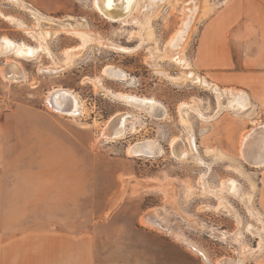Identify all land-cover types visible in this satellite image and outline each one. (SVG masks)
Returning <instances> with one entry per match:
<instances>
[{
	"label": "rangeland",
	"instance_id": "1",
	"mask_svg": "<svg viewBox=\"0 0 264 264\" xmlns=\"http://www.w3.org/2000/svg\"><path fill=\"white\" fill-rule=\"evenodd\" d=\"M91 1L23 0L32 9H37L40 15L58 20L69 16L84 19L81 22L92 30L123 47L131 48L139 43L140 38L134 34L138 30L135 24L122 25L120 22L108 21L91 7ZM210 1L214 3L213 11L207 17L201 15L193 27L184 55L202 75L206 74L210 80L218 81L220 86L253 92L255 99L252 101L256 104L260 93L242 82V78L251 77L249 73L264 70V50L256 48L260 41L263 40L262 45L264 44V18L260 19L261 22L259 19L243 21L236 12L238 0H227L224 4L220 3L221 0ZM181 13L179 4L166 5L150 21L154 41L151 38L134 51H115L88 45L69 69L58 71L57 77H51L49 68L53 60L50 55L63 59L66 49L76 47L80 40L63 32L58 33L55 30L59 29L58 25L45 21L38 23L27 9L13 2L0 0V36H7L29 47L37 45L33 37L15 22L8 20L11 16L27 27L35 28L39 25L41 30L49 32L46 50L40 51L38 57L20 59L27 71L26 81L9 83L0 78V108L12 113L9 121L37 125L36 130L21 132L27 136L29 133L36 134L38 170H44L52 189H6L9 191L6 201L15 199L16 202L28 203L32 198L31 202L36 205L35 217L61 218L74 229L83 222L87 227L97 221L100 224L102 250H160V260H173L179 256L175 259L195 258L197 264H206L199 255L175 240L173 235L179 233L204 252L209 258L208 264H217L219 259L229 261V264H264V246L259 254L246 255L241 262L237 251L239 246L232 239L233 232H238L249 247L258 246V238L247 232V227L252 225L251 228H257L260 225L250 215L244 203L237 196L226 194L224 198L231 205L232 213L228 214L220 207L215 209L218 199L209 194L201 195L198 183L200 175L205 173L208 187L217 189L222 179L224 181L230 177L237 180L246 192H250L248 180L239 175L234 167L236 168V162H240L238 143L241 134L255 124L264 123L263 105L257 103L260 107L257 105L259 109L256 108L258 114L252 118L254 122L235 117L229 111L210 121L200 120L197 115L190 114L195 142L200 155L209 162V168L194 162L177 161L170 154L169 142L172 137L186 136L179 122V104L199 100L206 115L211 114L215 108L214 95L210 91L188 82L177 83L164 78L154 73L146 63L149 52L159 53L164 48L179 25ZM223 15L228 18V25L219 51L229 55L230 65L214 68L213 74L206 73V70L199 69L194 64L199 66V59L206 62L209 39L206 45L203 40L200 46L205 28L210 21ZM251 45L253 48L248 51L247 48ZM8 58L18 59L13 54ZM4 60L5 57H0V64ZM159 63L170 75H176L179 70L168 59H159ZM108 64L124 69L133 83H129L128 79L108 78L102 73V69ZM94 77H100L104 86L114 92L154 98L165 105L167 115L163 116L164 119L160 115H156L158 119L153 118L144 111L134 110L119 100L112 99L108 94L96 90L86 79ZM58 85L70 87L81 96L85 104L83 114L75 118L48 109L46 94ZM118 111H134L145 119L134 130L130 129L131 132L128 130L124 138L113 142L100 139L97 142L101 125ZM142 137L158 139L164 147L163 154L141 158L127 155V146ZM26 144H23L21 153L29 154L30 146ZM205 148L219 150L231 158L215 159V156L205 154ZM30 152L32 153V148ZM44 154L61 161H40V156ZM242 167L248 174L255 173L257 191L253 206L264 214V164L250 166L242 162ZM150 210H156L174 234L142 226L140 217ZM191 217L198 223H203V228L193 224L194 219L191 220ZM209 230L217 232L218 235L214 233L216 236H224L225 242L212 237Z\"/></svg>",
	"mask_w": 264,
	"mask_h": 264
},
{
	"label": "bare ground",
	"instance_id": "2",
	"mask_svg": "<svg viewBox=\"0 0 264 264\" xmlns=\"http://www.w3.org/2000/svg\"><path fill=\"white\" fill-rule=\"evenodd\" d=\"M7 1L13 2V4L15 3L23 9L30 11L37 19L38 23L45 21L58 25L59 29H55L58 33L63 32L80 40L79 45L76 47L74 46L73 48L70 47L66 49L63 59H57L53 55H50L53 60L49 68L51 77H57L59 75L58 71L64 72L65 69H69L82 50L91 44L99 46L100 48L113 49L115 51L136 50L141 47L145 41L152 38L153 31L150 27V21L158 15L159 11L161 12L162 8L166 5L179 4L182 13L178 27L171 34L164 48L160 50L159 53L152 50V53L149 52L146 63L154 73L160 74V76L164 78L177 83L188 82L193 86H198L204 90L210 91L214 95L215 108L211 114L206 115L199 105V100L194 99L193 102L183 101L179 104V122L186 132V136L184 138L172 137L169 142L171 157L177 161L194 162L202 166L205 165L208 168L210 167V164H208L209 162L205 161L199 153L193 135V125L189 119L190 114L197 115L200 120L210 121L216 119L223 112L229 111L235 117L247 119L252 122H254L252 118L258 114V111L256 110L258 106L252 101L250 94L246 90L232 86H220L217 82L210 80L206 75H202L184 55L183 51L193 27L196 26L201 15L206 16L213 9L214 3L210 0H92L91 7L108 21L120 22L122 25H129L132 23L138 27V30L134 32V34L136 33L140 38V41L137 45L131 48L123 47L92 30L89 26L81 22L84 21V19H76L75 17L69 16L68 18L58 20L56 18L48 17L47 15V17L42 14L40 15L37 9H32L33 7L31 8L29 6L30 4H26L23 0ZM222 2L223 1L220 3ZM8 20L15 22L16 25L20 26L21 29L33 37L37 42V45L33 48L34 45L29 47L19 41H13L7 36H0V57L6 58V60L2 61V65H0V74L6 80L11 82L26 81V73L20 63V59L22 60L29 56H31V58L38 57L40 51L43 52V50H46V37L49 32L44 29L41 30L39 25L35 28L27 27L12 16L9 17ZM11 54L15 55L18 59L8 58ZM159 59H168L170 62L176 64L179 69L176 75H170L166 70H163L162 65L159 63ZM102 73L111 79H128L129 83H133V81H131L132 78L124 71V69L116 65H106L102 69ZM86 79L94 85L96 90L108 94L112 99L119 100L122 104L131 107L134 110L144 111L147 114L152 115L153 118L157 117L156 115L163 117L167 113L165 105L152 97L138 96L125 92H114L104 86L100 77ZM45 103L49 110L75 118L77 115L81 113L83 114L85 111L84 100L81 96L72 88L63 87L61 85L54 87L48 92V94H46ZM143 119H145L143 116L138 115L134 111H118L111 115L109 119L101 125L96 141L98 142L101 139L105 142H113L117 139L124 138L128 130L130 132L131 130H134L143 122ZM126 152L127 155L134 157H154L161 156L164 152V147L158 139L142 137L130 143L126 148ZM204 152L206 155L215 156V159H219L217 157L224 159L229 158L225 153L219 150L216 151L213 148H205ZM238 154L240 162H236V168L234 167V169L239 175L248 180L251 188L250 192H246L237 180L230 177L224 181L222 179V183L217 189H211L208 187L205 181V173L200 175L198 183L200 185L201 195L209 194L218 199L219 203L215 209L220 207L227 211L228 214H231L233 209L228 201L225 200L224 195L237 196L236 198H239L240 201L244 203L250 215L254 217L255 221L260 225L259 227L256 226L257 228H254V226L251 228L252 225L247 227V232L249 231L258 238V246L256 248L249 247L247 243L245 244L243 238H241V233L233 232L232 234L234 235L232 237L233 241L239 246L237 250L239 258L240 260H244L243 258L246 255H251L253 253L259 254V251H261L264 246V214L253 206L254 194L257 191V181L254 177L255 173L248 174L245 172L244 167H242V162H244V164L246 162L250 166L264 164V123L255 124L250 130L241 134L238 143ZM173 206L174 205H172V208H175ZM235 218L237 219L238 224H240L238 217L236 216ZM192 219L194 218L191 217V220ZM140 221L142 224L155 228L161 232L172 233V230L167 226V223L165 224L163 220L160 219L156 210L145 212L141 216ZM192 222L193 224L195 223L196 226L199 225V227L203 228V223L200 224L197 220L195 221V219L192 220ZM208 232H210L212 237L225 242L226 238H224V236H216L218 233L211 232V230ZM214 233L217 234L214 235ZM173 236L176 240L185 244L192 252L199 255L204 263L208 264L209 258L196 244L179 233H176ZM228 241H230V239ZM228 262L229 261L226 262L223 259H219L217 264H229Z\"/></svg>",
	"mask_w": 264,
	"mask_h": 264
},
{
	"label": "crops",
	"instance_id": "3",
	"mask_svg": "<svg viewBox=\"0 0 264 264\" xmlns=\"http://www.w3.org/2000/svg\"><path fill=\"white\" fill-rule=\"evenodd\" d=\"M221 1H223L221 4H224L227 0ZM246 2L248 3L246 4ZM236 12L243 21L259 19L261 22L264 18V0H238ZM227 25L228 18L225 15L213 19L207 24L200 46L203 40L206 45V41L209 39L208 57L206 62L199 59L200 65L194 64L197 68L206 70V73H212L216 67L230 65L229 55L219 51L225 38L224 32ZM206 36L209 37L205 39ZM262 43L263 40L260 41L259 46L256 45L257 50H264ZM252 48L251 45L247 50ZM20 63L23 66L21 61ZM0 65H2V61ZM23 69L27 74L24 66ZM249 74L251 77L244 76L242 82L254 87V90L260 93L261 96L257 99L256 104L263 105L262 109L264 110V70ZM0 78L3 81L11 82L1 74ZM246 91L254 101V93ZM11 115V112L2 111L0 108V264H197L195 258L175 259L179 256L173 260H160V250H102L99 234L100 224L96 223L97 221H93L87 227L83 222L80 227L74 229L70 228L69 223L61 218L35 217L36 205L34 206L31 202L32 198L28 203L16 202L15 199L6 201V195L9 193L6 189H52L49 187L50 184L44 170H38L36 134L29 133L27 136L26 133L22 135L21 132L22 130L29 132L36 130L37 125L9 121ZM25 143L30 146L29 154L21 153ZM31 148L32 153L30 152ZM40 158V161L44 162L61 161L60 159H51L54 157L47 154ZM3 195L4 198H2ZM16 210H20V212L17 213ZM158 216L165 224L167 223L161 215L158 214ZM140 224L149 227L142 224L141 221ZM167 226L169 225L167 224Z\"/></svg>",
	"mask_w": 264,
	"mask_h": 264
},
{
	"label": "water",
	"instance_id": "4",
	"mask_svg": "<svg viewBox=\"0 0 264 264\" xmlns=\"http://www.w3.org/2000/svg\"><path fill=\"white\" fill-rule=\"evenodd\" d=\"M132 1V0H131ZM129 5H130V2H129Z\"/></svg>",
	"mask_w": 264,
	"mask_h": 264
}]
</instances>
